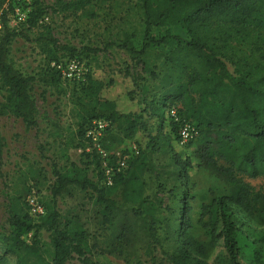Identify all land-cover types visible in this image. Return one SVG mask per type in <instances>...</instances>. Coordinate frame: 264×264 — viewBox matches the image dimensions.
I'll use <instances>...</instances> for the list:
<instances>
[{"label": "trees", "instance_id": "1", "mask_svg": "<svg viewBox=\"0 0 264 264\" xmlns=\"http://www.w3.org/2000/svg\"><path fill=\"white\" fill-rule=\"evenodd\" d=\"M98 1L56 0L46 5L34 0L23 29L17 30L6 21L12 0H0L5 18L0 35V116L13 115L29 129L37 127L33 86L40 82L67 98L77 126L66 147L81 148L80 164L55 167L50 194L37 197L45 209L37 219L26 210L22 196L14 197L9 207L12 229L4 237L7 247L0 253V264H12L8 253L19 254L14 264H67L75 254L94 264L87 254L95 249L134 247L142 239L151 253L152 245L161 240L158 231L170 225L165 213L170 205L162 196L166 192L175 198L180 194L173 264H202L221 239L229 264H242L243 242L256 248L253 257L259 259L264 229L251 227L240 212L264 225V189L256 190L245 179L264 177V0H137L145 24L142 45L131 40L134 33L116 44L141 60L146 70L150 65L144 56L154 45L159 48L168 68L160 77L162 89L151 96L146 94L148 86L134 79L135 87L119 95L111 92L115 79H107L102 70L89 68L84 81H71L51 66L52 61L78 58L89 67L90 49L59 43L44 19L48 9L77 15ZM159 27L166 31L156 38L152 30ZM33 32L44 56L38 78L19 70L10 56L11 42L20 34L29 39ZM169 43L167 50L160 47ZM64 49L68 58L59 55ZM172 107L180 122L190 121L199 130L185 147L179 144L180 122L170 115ZM97 118L110 122L103 145L112 155L115 141L121 144L140 131L147 133L145 146L131 156L113 185L104 182L99 155L87 150L86 128ZM151 118L157 121L153 132ZM4 146L0 131V158ZM157 152L168 156L155 158ZM92 165L95 176L89 174ZM197 168L209 170L222 183L213 187L210 202L203 205L208 241L196 236L190 217L189 186ZM28 191L32 194L33 187ZM60 201L67 205L64 210ZM42 230L49 232L48 243L40 237Z\"/></svg>", "mask_w": 264, "mask_h": 264}, {"label": "rangeland", "instance_id": "2", "mask_svg": "<svg viewBox=\"0 0 264 264\" xmlns=\"http://www.w3.org/2000/svg\"><path fill=\"white\" fill-rule=\"evenodd\" d=\"M34 0H12L11 6H7V25L10 28L22 30L24 26L16 23L10 18L12 8L16 3H21L25 9L31 10ZM46 5H53L56 0H39ZM93 13V14H92ZM9 15V17H8ZM45 21L50 23L54 36L59 43L76 47L78 50L89 48L86 61L89 62L91 70H99L109 79H115V84L111 87V92L119 94L127 93L133 86V79L137 84H146L147 95L151 96L162 89L161 75L168 68L164 57L153 48L144 56L145 60L153 69H145L141 60L133 58L125 49L117 46L122 42L127 34L134 33L135 45H142L144 35V18L142 10L137 0H99L94 6L77 15L65 16L64 13L54 12L49 8ZM5 25V18L2 19ZM166 28L159 27L152 30V34L159 38L165 34ZM173 33H177L176 28H172ZM30 38L18 35L10 44V56L15 66L27 75H35L37 78L43 73L44 56L41 54L34 39V32L29 33ZM172 45H161L163 49H168ZM61 58H68L69 51L64 49L59 52ZM0 93H3L0 91ZM110 93V91L108 92ZM136 91V95H137ZM33 95L38 107V126L27 128L21 118L13 115L0 116V131L5 139L3 155L0 158V253H6L7 236L12 227L10 225L9 207L14 197L22 196L25 201V208L29 210L28 198L31 195L29 187L39 192L36 196L50 194V186L55 180V167H62L70 163L69 158L77 155L76 149L66 147L65 141L70 142L71 131H75L76 119L71 112V105L67 98L59 95L57 91L45 87L40 82L33 86ZM157 121L150 119L149 130L154 131ZM147 133L138 132L135 138H128L119 144L115 141V152L131 149L133 145L139 148L145 146ZM108 143L112 142L109 136ZM179 144L183 147L186 145ZM179 145V149L183 148ZM72 149V150H71ZM71 150V151H70ZM168 155L157 152L155 158L165 159ZM92 165L89 170L91 176H95L97 170ZM190 180L191 197L188 199L191 205L190 217L196 225V236L201 241H208L210 236L203 223L207 221L208 214L204 215L203 205L210 202L212 189L215 185H222L219 178L207 169H196ZM256 190L264 189V177H245ZM171 183V182H170ZM169 187V186H168ZM30 194V195H29ZM165 203L170 205V209L165 210L166 218L170 225L158 231L160 241L155 242L151 247V253L146 248L142 240H137L134 247L122 248L117 245L115 248L95 249L94 253L87 254L94 264H173L171 259L176 249V236L180 207V194L175 196L163 193ZM66 204L60 201V208L64 210ZM172 210V211H171ZM235 210L238 211L237 208ZM244 221L256 229H264V225H258L256 221H251L245 214L240 212ZM200 217L202 219L200 220ZM35 218V217H34ZM37 219V218H35ZM251 233L248 228H245ZM106 235L109 234L107 230ZM41 239L48 243L50 241L49 232L42 230L39 232ZM33 233L25 236L30 241ZM102 237V236H101ZM243 250L239 255L242 264H264V246L261 248L262 255L259 259L253 257L256 248L244 242ZM51 248L50 245H48ZM100 250V251H99ZM111 250V251H109ZM12 264L19 257L18 253L6 254ZM67 264H89L83 262L77 254L71 258ZM192 264H196L195 262ZM202 264H229L227 253L224 249L222 239L219 244L212 248L208 258Z\"/></svg>", "mask_w": 264, "mask_h": 264}, {"label": "built area", "instance_id": "3", "mask_svg": "<svg viewBox=\"0 0 264 264\" xmlns=\"http://www.w3.org/2000/svg\"><path fill=\"white\" fill-rule=\"evenodd\" d=\"M8 11V10H7ZM28 10L21 3H16L12 8L10 18L16 23H24L28 18ZM9 17V15H8ZM3 7L0 5V35L3 30ZM51 66L55 67L65 80L84 81L89 67L84 60L71 58L64 61H52ZM169 113L176 121H181L176 107H172ZM110 122L104 118L94 119L86 128L85 137L89 141L88 151H95L102 162V170L104 173V182L107 185H113L114 177L126 170L128 161L132 155L139 153V147L133 145L131 149L115 152L113 155L103 145V139L106 135ZM180 143L185 145L196 139L199 135L198 128L190 121H182L178 129ZM113 156V157H112ZM30 213L34 217H39L45 212L42 204L37 200L35 190L28 198Z\"/></svg>", "mask_w": 264, "mask_h": 264}, {"label": "crops", "instance_id": "4", "mask_svg": "<svg viewBox=\"0 0 264 264\" xmlns=\"http://www.w3.org/2000/svg\"><path fill=\"white\" fill-rule=\"evenodd\" d=\"M112 91V90H111ZM117 95H115L114 99H117ZM76 149V151L78 152L77 155H73L72 157L69 158L70 162H75L77 164H80V154H81V148H73ZM72 150V149H71ZM70 150V151H71Z\"/></svg>", "mask_w": 264, "mask_h": 264}]
</instances>
